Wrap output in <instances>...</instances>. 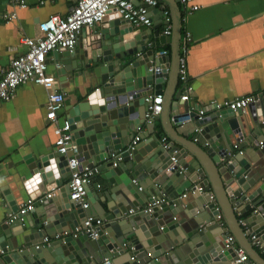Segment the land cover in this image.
Segmentation results:
<instances>
[{
  "label": "water",
  "instance_id": "water-1",
  "mask_svg": "<svg viewBox=\"0 0 264 264\" xmlns=\"http://www.w3.org/2000/svg\"><path fill=\"white\" fill-rule=\"evenodd\" d=\"M174 4L178 7L177 1L174 0ZM112 17L119 19L118 14ZM119 21L116 26L108 25L93 34L85 28L72 52L53 51L63 61L61 71H57L62 75L59 81L64 82L59 84L61 88L73 83L76 77L90 78L79 86L81 99L64 106L63 111L78 144V158L89 165L102 162L99 169L107 167L101 175L108 183V194L103 192L101 199L106 206L98 202L100 207L96 208L106 222L100 228V237L93 240L85 234L77 237L67 234L60 238L53 235L52 241L44 245L43 238L49 232L45 225L43 229L38 228L39 221L34 225L25 224L27 213L22 220L0 223V264H102L104 257L111 259L109 264H250L256 257L263 260L247 237L256 234L258 239L264 238V144L259 145V136L264 138V114L256 112L257 105L237 111H215L201 120H196V113L192 112L195 128L200 129L198 134L208 145L202 148L194 141L201 149L199 152L180 144L183 149L177 154L174 170L168 169L171 149L160 145L153 134V122L150 127L146 124L141 143L131 150L123 149L117 166L112 165L110 154L120 149L124 144L121 139L130 135L133 128L144 123L147 110L144 98L147 94L163 93L161 83L165 76V70L158 64L162 60L152 62L153 49L145 50L146 36L132 35V27L120 28ZM154 25L158 36L160 26ZM180 36L179 15L177 28L171 36H165L176 42L177 57ZM134 50L144 52L127 62L126 56ZM152 64L160 70L150 69ZM261 105L264 111V104ZM247 109L250 116H245ZM167 123L172 125L170 115ZM165 132L172 138L170 132L166 129ZM243 132L247 139L239 147L247 146L248 141L252 144V148L244 149L247 157L244 153L239 156L233 148L236 134ZM132 137L133 134L130 141ZM257 145L258 150L254 148ZM67 157L55 151L23 155L26 166L18 168L15 176L22 178L21 185L29 198L41 196L58 186L60 177L69 176ZM223 158H231V162H223ZM132 179H136V184ZM139 179L148 185L143 186ZM32 187L37 191L31 194ZM196 187H201L202 191ZM148 188L151 195L165 196L170 203L155 207L150 214L138 211L136 208L149 200L144 192ZM189 189L193 192H189L187 198H178ZM66 191L60 203L53 196L40 202L54 201L53 217L45 220H51L59 234L71 233L95 208L91 204L82 209L70 199L69 189ZM130 208L136 210L129 214ZM177 209L184 211L182 221L175 214ZM16 210L17 206L12 205L11 211ZM165 212L175 220L172 224L164 225L162 214ZM246 212L244 224L249 231L244 230L238 218V214ZM220 213L222 219L217 218ZM222 221L225 227L221 226ZM18 224L21 228H14ZM176 225L182 228L181 234L174 230ZM231 232L235 235V243L225 247V238ZM35 238H41L39 243ZM236 245L244 249L247 260L235 261ZM148 253L150 256L144 258ZM120 254H126L122 262L112 259Z\"/></svg>",
  "mask_w": 264,
  "mask_h": 264
},
{
  "label": "crops",
  "instance_id": "crops-1",
  "mask_svg": "<svg viewBox=\"0 0 264 264\" xmlns=\"http://www.w3.org/2000/svg\"><path fill=\"white\" fill-rule=\"evenodd\" d=\"M22 1H24L25 6H21L18 1L0 0V15L6 12H14V16L10 21L0 24V66H8L11 58L27 49L22 39L24 37L37 36L40 22L53 14L66 15L76 0ZM158 1V6L150 8L149 11L152 17L151 26L134 27L120 19L119 27L128 28L131 26L132 35L141 33V36H146L144 40L145 50L152 48L153 54L159 50L167 51V54L157 59L155 57L152 59V62L154 60H162L158 64L165 70V76L161 83L163 90L162 112L153 120V134L157 137L166 135L171 144L173 143V147L179 150L183 149L180 144H185L201 152V149L194 145V141H198L200 146L204 148L206 147L205 139L196 131L194 121L191 120L181 127L178 123L173 122L171 118L172 125L167 123V117L168 115L171 117L176 110L183 112L189 108L196 110L198 107L205 108L206 116H209L215 114L216 111L210 106L212 100L233 99L264 91V0H193V3L199 6L196 10H190L188 6L186 7L179 2H177V7L174 4V0ZM159 7L169 9L171 32L168 35L162 33L164 23L162 22V11ZM179 15L181 16V36L178 50L179 54H182V46H186L187 83L192 86L190 97L186 102L179 99L183 83L179 81L177 75L179 58L176 53L177 44L175 41L168 40L165 37L171 36L173 30L177 28ZM112 16H114L113 13H108L107 18L103 22L96 23L88 32L93 34L96 31L106 29L108 25L116 26L119 19ZM154 23L160 26L158 36L155 35ZM85 31L84 29L81 34ZM186 32L189 33L190 40L186 39ZM160 35H162L161 39H159ZM148 41L153 42L152 47L147 45ZM78 42H80V38H78L77 44ZM143 52L144 50L141 51V54ZM136 53L137 50H134L132 54L127 55L126 61L128 62L129 58L135 60L138 57ZM62 62L61 58L57 57L53 51L48 53L47 72L54 75L56 88L66 93L63 105L57 111L59 121L66 119L63 111L64 106L72 105L81 99L79 86L90 81L88 77L83 79L79 76L74 79L73 83L61 88L59 84H64V82L59 81L62 75L58 74L57 71L61 69ZM153 66L155 65L152 64ZM71 90L73 93L69 94ZM46 101L47 91L42 85L26 82L17 87L11 99L0 102V223L5 222L6 214L11 211L12 205L18 208L19 205L29 198L27 190L21 185L22 178L18 179L15 176L18 168H25L26 166L22 158L23 155H27L30 152L32 154L56 152L52 124L45 118ZM260 102L264 104V98ZM260 102L256 106V112L262 115L264 111ZM248 110L245 116H250V111ZM146 124L142 128L141 135L147 130ZM164 127L170 132L172 138L165 132ZM132 134L133 136L137 134V128H133L130 135L121 139L124 144L121 145L119 151L128 148ZM236 135L245 136L244 132ZM195 136L198 137L197 140L194 139ZM259 137V141H263L264 144V138L261 135ZM246 139V137H243L242 142L246 141ZM247 147L252 148L251 141H248L245 147L240 146L245 156L247 153L244 149H247ZM254 148L258 150L259 146H254ZM234 150L237 152L236 149ZM203 154L205 155V153ZM238 155L240 156V154ZM222 161L226 162V158H223ZM101 163L98 162L96 164L100 166ZM106 169L107 167L100 169V173L94 177L93 182L87 185V194L90 195L86 197L87 202L89 205L94 204L95 208L86 215L91 214L102 218L96 208L100 207L98 202L106 206L105 201L101 200L104 198L103 192L108 191L107 180L101 176ZM135 178L138 179L137 176ZM68 179L69 176L60 177L58 180L59 185L54 187L56 190L52 198H55L54 200L58 203L63 198L62 193L67 194ZM139 182L143 186L148 185L140 181V179ZM147 182L151 183L149 179H147ZM96 183H99L100 186L97 187ZM49 186L51 185L49 184ZM64 187L66 189L61 190ZM31 189V194L37 191L34 187ZM144 192L147 198L151 196L150 188L145 189ZM38 197L32 198L35 199V207L28 213L29 215L24 223L34 225L36 221H39L37 225L39 229H43L45 225L49 232L46 235L49 240L43 242L46 245L52 241L50 237L59 234L54 223L51 220H45V218L53 217L52 213L56 207L53 203L54 201L40 204L36 200ZM187 197H184V199ZM175 214L181 221L185 216L184 211L182 212L178 209ZM162 215V220L165 222L164 225L172 224L175 221L169 216L168 212ZM247 216L248 212L244 215L238 214V218L243 221ZM105 223L104 221L101 228L104 227ZM221 226L225 227L224 221H222ZM242 226L245 231H249L246 224H242ZM14 228H21V225H14ZM174 230H176L177 234L182 233L180 225H176ZM110 234L112 235L113 231L110 230ZM228 234L234 237L235 243V235L232 232ZM247 237L252 243L251 235ZM40 239L35 238L34 240L39 243ZM110 239L112 240L113 238L111 237ZM259 241L263 243V246H260V244L253 245V243L252 245L262 256L263 260L256 257V261H251L250 264H264V238H260ZM237 247L240 246L236 245L235 248ZM125 255L120 254L112 259H118V261L122 262ZM147 257L149 256L144 258Z\"/></svg>",
  "mask_w": 264,
  "mask_h": 264
},
{
  "label": "built area",
  "instance_id": "built-area-1",
  "mask_svg": "<svg viewBox=\"0 0 264 264\" xmlns=\"http://www.w3.org/2000/svg\"><path fill=\"white\" fill-rule=\"evenodd\" d=\"M20 2L21 6H25L22 0H13ZM182 5L188 6L190 10L198 9V5L193 3V0H175ZM158 0H76L75 4L71 7L66 15L53 14L47 19L38 24L39 34L34 37H24L22 39L23 44L27 49L24 52L19 53L10 59L8 66H0V102L7 101L12 98L15 90L21 84L26 82H33L38 85H42L47 91L46 101V113L45 118L52 124V132L55 136L54 146L56 152L59 154L68 155L67 167L69 170L68 189L69 197L75 203H79L83 209L88 208L87 202V185L93 182L94 177L100 173L99 166L97 164L89 165L82 163L78 158V144L75 142L71 123L66 119L58 120L57 111L63 105L66 93L63 90L56 88V79L53 74L47 72V55L51 51L64 49L72 52L75 49L78 38L81 32L87 28L88 30L102 21L105 15L108 13L118 14L119 19L124 20L134 27L151 26L152 17L149 13L150 8L158 6ZM162 11V22L164 28L162 33L165 35L171 32V17L169 9L166 7H159ZM14 16V12H6L0 15V24L10 21ZM186 39L190 40V35L186 32ZM153 42L148 41L147 45L152 47ZM183 53L179 54L178 58V70L177 75L179 81L183 83L182 93L179 96L180 100L186 102L190 97L192 86L187 83V61H186V46H182ZM137 55H141V52H137ZM167 54L166 50H159L154 52V57L159 58L162 55ZM155 71H159L160 67H150ZM264 98V91L247 95L242 97H236L233 99H224L221 101L212 100L210 106L216 109V111L230 109L237 111L247 108L251 105H258ZM147 103V110L144 115V123L137 126V134L134 135L128 145L129 150L133 149L141 141V132L143 126L148 123H152L153 120L162 112L163 97L161 93L147 94L144 98ZM196 113V120H201L206 116V110L203 107H198L196 110L192 108L183 112L177 110L170 117L172 121H176L179 125L185 124L192 120L191 113ZM178 113H181L178 116ZM200 131V129H196ZM198 139L197 136L194 137ZM243 140V136L238 135L234 143L233 148L237 150V154L243 153V149L239 147ZM160 145L165 149H171V164L168 169L174 170V165L177 163V154L180 150L173 147L170 140L166 135H160L158 137ZM205 145H208L205 142ZM259 145H263V141H259ZM235 151V150H234ZM121 151H114L110 154L112 165L117 166L121 160ZM227 163L231 162V158L226 159ZM183 169L180 168V172ZM132 182L136 184V179H132ZM99 187L100 184L96 183ZM141 190V186L138 187ZM55 188L42 194L36 200L41 202L44 198L54 196ZM199 192L202 191L201 187H196ZM189 192H193L192 189L186 190L181 193L178 198H184ZM213 198V196L211 195ZM35 199L28 198L24 201L16 211H8L6 214L5 222L12 223L23 219V216L31 212L35 207ZM169 204V199L165 196L158 197L157 195H151L149 200L144 206L137 207L138 211L144 213H152L155 207L161 204ZM136 209L130 208L129 213H133ZM218 219H221V215H217ZM241 224H244L242 219H239ZM104 220L99 217H95L91 214L85 216L82 222L77 225L71 233L63 232L55 235V238H60L71 234L73 237H77L80 234L87 235L90 239L97 240L100 237V228ZM253 245L263 246L256 235H251ZM49 238L45 236L43 242L48 241ZM234 243V237L227 235L225 238V247H230ZM38 245H36L37 247ZM237 259L236 262H242L247 260V254L242 247L235 248ZM150 256V253L147 254ZM110 258L104 257L102 264H109Z\"/></svg>",
  "mask_w": 264,
  "mask_h": 264
}]
</instances>
